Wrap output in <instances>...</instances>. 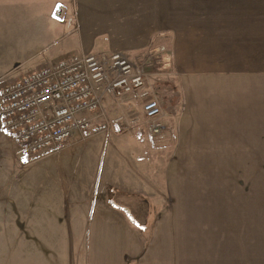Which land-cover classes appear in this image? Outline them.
<instances>
[{
    "label": "crops",
    "instance_id": "obj_1",
    "mask_svg": "<svg viewBox=\"0 0 264 264\" xmlns=\"http://www.w3.org/2000/svg\"><path fill=\"white\" fill-rule=\"evenodd\" d=\"M71 53H122L136 65L142 64L146 89L163 108L160 121L166 132L179 122V133H205L207 141L233 140V134L244 132L264 133V0H0V72L6 69L0 79L9 74L15 78L22 70ZM153 53L161 60L148 66ZM154 67L165 71L156 77ZM201 88H212V92L199 95ZM200 101L207 105L198 106L197 111L195 104ZM180 140L188 139L181 136ZM231 149L237 153H216L217 158H237L238 148ZM195 155L199 158L198 153L190 157ZM46 158L9 162L14 165L9 168L14 177L10 187L21 188L16 178L21 168L16 166L40 164ZM56 170L62 172V168ZM23 181L26 187V173ZM113 181L116 188L108 203L90 205L85 214V257L25 253L18 264H174L170 262L172 238H156L154 244L161 247L155 249L143 247L135 233L133 220L145 223L148 201L120 177L114 176ZM63 203L61 198L59 204ZM223 238L218 243L235 241ZM248 239L239 248H220L217 264H264V240Z\"/></svg>",
    "mask_w": 264,
    "mask_h": 264
},
{
    "label": "rangeland",
    "instance_id": "obj_2",
    "mask_svg": "<svg viewBox=\"0 0 264 264\" xmlns=\"http://www.w3.org/2000/svg\"><path fill=\"white\" fill-rule=\"evenodd\" d=\"M71 54L51 58L50 62ZM153 56L148 66L158 65L161 60L155 53ZM134 65L145 70L142 64ZM153 70L156 77L163 71L155 67ZM4 72L6 69L0 75ZM12 78L9 74L0 79V86ZM211 89H198L199 95ZM133 102L104 97L101 106L106 128L95 134H75L63 151L53 155L25 152L0 128V264H18L21 261L17 259L25 253L36 252L85 257V214L90 205L108 203L107 198L116 188L114 176L148 201L144 224L129 215L143 247L157 249L161 246L154 244L156 238H172L174 256L170 262L174 264H217L220 248L242 247L239 244L247 243L248 238L264 240V133L244 132L233 134V140L207 141L205 133H179L176 122L173 131L166 132L161 127L158 133L151 134L141 116L142 102ZM183 110L189 115L185 106ZM119 116L123 120L117 123ZM191 118L204 121L201 116ZM130 119L134 122H124ZM181 136L188 140L180 142ZM192 136L196 139L191 140ZM221 147L224 148L218 149ZM231 148H238L239 155H234L237 158H217L221 152L237 153ZM195 153L199 158L190 157ZM203 153L208 158L202 157ZM38 157L47 158L40 164L16 166L21 168L15 173L21 188H11L12 160L34 163ZM221 160L244 162L216 163ZM56 168H62V172ZM61 198L63 204H59ZM220 238L235 241L220 244ZM159 256L156 251L155 258Z\"/></svg>",
    "mask_w": 264,
    "mask_h": 264
},
{
    "label": "built area",
    "instance_id": "obj_3",
    "mask_svg": "<svg viewBox=\"0 0 264 264\" xmlns=\"http://www.w3.org/2000/svg\"><path fill=\"white\" fill-rule=\"evenodd\" d=\"M146 82L143 71L122 53H74L0 86V128L29 154H58L75 134L106 128L101 103L109 96L141 101L146 130L155 134L162 127L163 108L149 97ZM122 120L119 116L115 122Z\"/></svg>",
    "mask_w": 264,
    "mask_h": 264
}]
</instances>
